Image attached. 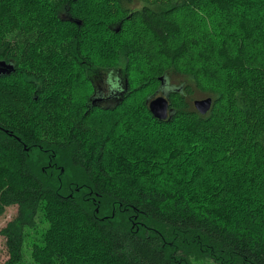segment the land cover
<instances>
[{
  "label": "trees",
  "instance_id": "16d2710c",
  "mask_svg": "<svg viewBox=\"0 0 264 264\" xmlns=\"http://www.w3.org/2000/svg\"><path fill=\"white\" fill-rule=\"evenodd\" d=\"M0 60L2 264H264V0H0Z\"/></svg>",
  "mask_w": 264,
  "mask_h": 264
},
{
  "label": "water",
  "instance_id": "95a60500",
  "mask_svg": "<svg viewBox=\"0 0 264 264\" xmlns=\"http://www.w3.org/2000/svg\"><path fill=\"white\" fill-rule=\"evenodd\" d=\"M9 68H12V65L0 60V73H4L6 69L8 70ZM159 80L160 90L156 91V93L160 91V94L147 100L148 109L150 113L159 120L170 119L173 109L170 107V102L168 100L169 94L165 91L163 78L159 77ZM211 103V97H203L193 100L195 109L201 114H205L209 110Z\"/></svg>",
  "mask_w": 264,
  "mask_h": 264
},
{
  "label": "flooded vegetation",
  "instance_id": "af4514ba",
  "mask_svg": "<svg viewBox=\"0 0 264 264\" xmlns=\"http://www.w3.org/2000/svg\"><path fill=\"white\" fill-rule=\"evenodd\" d=\"M70 18V17H68ZM115 76L119 77V82L122 85L123 91H117V90H110L109 85L106 83V80L108 78V74L97 72L94 73L93 79L95 80L92 83V93H91V99L94 100L95 104H107V105H115L118 100L122 97L124 93V87H123V81L122 76L120 72L115 73ZM167 88H165V91L167 92ZM160 94V91L158 92ZM155 94L153 96L158 95ZM152 96V97H153Z\"/></svg>",
  "mask_w": 264,
  "mask_h": 264
},
{
  "label": "rangeland",
  "instance_id": "374dc122",
  "mask_svg": "<svg viewBox=\"0 0 264 264\" xmlns=\"http://www.w3.org/2000/svg\"><path fill=\"white\" fill-rule=\"evenodd\" d=\"M16 214V206H9L5 209L4 213L0 215V230L9 222L13 219V217ZM25 243H28L25 241ZM28 245V244H27ZM27 245L25 246L26 252L24 255V261L26 264L31 263V258L27 252ZM8 258V253L6 250V245H5V239L0 233V264H2L6 259Z\"/></svg>",
  "mask_w": 264,
  "mask_h": 264
},
{
  "label": "clouds",
  "instance_id": "9594fccd",
  "mask_svg": "<svg viewBox=\"0 0 264 264\" xmlns=\"http://www.w3.org/2000/svg\"><path fill=\"white\" fill-rule=\"evenodd\" d=\"M106 83L109 85L110 90L123 91L122 85L119 82V77H114L111 72L108 74Z\"/></svg>",
  "mask_w": 264,
  "mask_h": 264
}]
</instances>
